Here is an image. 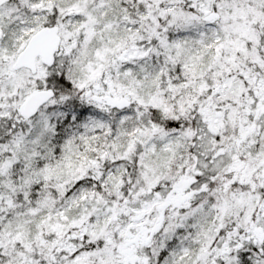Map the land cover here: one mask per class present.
<instances>
[{"label":"snow or ice","instance_id":"snow-or-ice-1","mask_svg":"<svg viewBox=\"0 0 264 264\" xmlns=\"http://www.w3.org/2000/svg\"><path fill=\"white\" fill-rule=\"evenodd\" d=\"M0 264H264V0H0Z\"/></svg>","mask_w":264,"mask_h":264}]
</instances>
